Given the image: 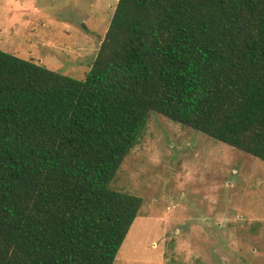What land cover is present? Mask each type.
<instances>
[{
    "label": "trees",
    "instance_id": "obj_1",
    "mask_svg": "<svg viewBox=\"0 0 264 264\" xmlns=\"http://www.w3.org/2000/svg\"><path fill=\"white\" fill-rule=\"evenodd\" d=\"M152 111L264 161V0H117L83 80L0 50V264L113 263Z\"/></svg>",
    "mask_w": 264,
    "mask_h": 264
},
{
    "label": "rangeland",
    "instance_id": "obj_2",
    "mask_svg": "<svg viewBox=\"0 0 264 264\" xmlns=\"http://www.w3.org/2000/svg\"><path fill=\"white\" fill-rule=\"evenodd\" d=\"M117 0H0V50L83 80ZM111 187L141 198L112 264H264V161L152 111Z\"/></svg>",
    "mask_w": 264,
    "mask_h": 264
}]
</instances>
